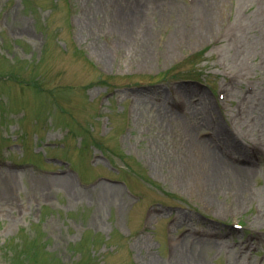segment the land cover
<instances>
[{
  "label": "rangeland",
  "instance_id": "374dc122",
  "mask_svg": "<svg viewBox=\"0 0 264 264\" xmlns=\"http://www.w3.org/2000/svg\"><path fill=\"white\" fill-rule=\"evenodd\" d=\"M183 260L264 264V0H0V264Z\"/></svg>",
  "mask_w": 264,
  "mask_h": 264
},
{
  "label": "bare ground",
  "instance_id": "6f19581e",
  "mask_svg": "<svg viewBox=\"0 0 264 264\" xmlns=\"http://www.w3.org/2000/svg\"><path fill=\"white\" fill-rule=\"evenodd\" d=\"M199 143H200V142H199ZM209 154H210L211 156H214V157L217 158V154H216L214 151H211ZM210 159H211V158H210ZM210 159H209V160H210ZM212 160L215 162L214 159H212ZM220 160H221V159H220ZM219 162H220V163H219ZM219 162H218L219 166H220V164H221V165H226V162H224V161H219ZM217 172H218V171H217ZM218 176H219V174H218V175L216 174L215 179H214V181H213V184L211 183V184H212V186H211L212 188H213L215 182L218 181V180H217V179H218ZM203 179H204V182H206V183L208 182V181H207V178L205 177V175H204ZM207 185H208V183H207ZM244 185H245V184H244ZM213 190H214V189H213ZM182 262H185L184 264H186L188 261L186 262V261L183 260Z\"/></svg>",
  "mask_w": 264,
  "mask_h": 264
}]
</instances>
